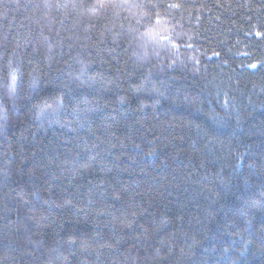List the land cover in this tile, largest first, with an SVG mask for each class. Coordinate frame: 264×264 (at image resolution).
Here are the masks:
<instances>
[{"label":"trees","instance_id":"obj_1","mask_svg":"<svg viewBox=\"0 0 264 264\" xmlns=\"http://www.w3.org/2000/svg\"><path fill=\"white\" fill-rule=\"evenodd\" d=\"M166 2L0 0V264H264V0Z\"/></svg>","mask_w":264,"mask_h":264},{"label":"snow or ice","instance_id":"obj_2","mask_svg":"<svg viewBox=\"0 0 264 264\" xmlns=\"http://www.w3.org/2000/svg\"><path fill=\"white\" fill-rule=\"evenodd\" d=\"M105 0H98V6L104 7ZM136 8H138L139 15L142 19H146L147 21L154 22L152 27L148 28V31L145 33V35L149 36H156L160 35V33L157 31V27L165 24L167 21H165V16H162L159 9L161 7L160 0H139V3H136L134 5ZM165 9H180L183 7L181 3L175 2V0H168L164 4ZM257 36H264V33L257 32ZM167 38V37H162ZM173 47H179L178 44H174ZM214 56H219V53H213ZM199 63V61H197ZM249 67L256 68L257 65L250 64ZM225 103H227L225 101Z\"/></svg>","mask_w":264,"mask_h":264}]
</instances>
